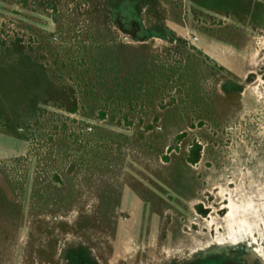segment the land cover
I'll list each match as a JSON object with an SVG mask.
<instances>
[{"label": "rangeland", "instance_id": "rangeland-1", "mask_svg": "<svg viewBox=\"0 0 264 264\" xmlns=\"http://www.w3.org/2000/svg\"><path fill=\"white\" fill-rule=\"evenodd\" d=\"M147 2L0 0V264L264 247V0Z\"/></svg>", "mask_w": 264, "mask_h": 264}, {"label": "flooded vegetation", "instance_id": "flooded-vegetation-1", "mask_svg": "<svg viewBox=\"0 0 264 264\" xmlns=\"http://www.w3.org/2000/svg\"><path fill=\"white\" fill-rule=\"evenodd\" d=\"M148 5L147 0H132L128 8L124 6L112 9V15L119 30L140 43H147L154 38H163L167 34L162 27L151 28L144 24L143 13L147 11ZM223 245L218 244L193 252L192 258L186 264H264V247L253 246L257 245V241L253 245L247 242Z\"/></svg>", "mask_w": 264, "mask_h": 264}, {"label": "bare ground", "instance_id": "bare-ground-1", "mask_svg": "<svg viewBox=\"0 0 264 264\" xmlns=\"http://www.w3.org/2000/svg\"><path fill=\"white\" fill-rule=\"evenodd\" d=\"M237 243V242H236Z\"/></svg>", "mask_w": 264, "mask_h": 264}]
</instances>
